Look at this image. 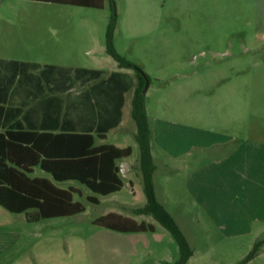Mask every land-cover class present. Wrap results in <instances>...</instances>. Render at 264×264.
<instances>
[{"label":"rangeland","instance_id":"1","mask_svg":"<svg viewBox=\"0 0 264 264\" xmlns=\"http://www.w3.org/2000/svg\"><path fill=\"white\" fill-rule=\"evenodd\" d=\"M116 2V49L141 65L151 78L148 109L152 126L158 129L160 146L156 149H164L155 186L194 250L187 264H236L263 240L264 225L256 218L264 216V168H215L214 202L210 210H204L185 192L187 177L176 174L177 168H192L191 157L177 155L191 149L192 142L204 144L232 136L228 146L210 149V158L227 153L243 140V157L249 165L258 163L253 161L259 159L253 149L264 147V0ZM111 14L110 0H105L102 9L0 0V57L99 67L110 72L118 68L106 51ZM129 118L132 115L126 121ZM160 119L167 130H159ZM103 142L131 145L135 151L127 163L140 160L138 142L130 132L112 131L107 140H96V144ZM121 166L125 167V162ZM32 176L48 177L62 188L73 185L81 189L75 200L81 201L86 211L49 221L61 232L95 231L100 227L94 223L96 218L110 210L119 211L113 199L129 200L133 207L146 202L142 178L136 179L137 197L132 199L124 168L126 187L113 198H102L78 181L57 182L40 167ZM89 195L101 203L90 201ZM146 217L157 224L165 240L156 244L147 232L152 251L146 249L145 241L138 244L139 252L128 264L177 260L180 251L173 235L152 215ZM227 225L230 231L222 228ZM122 243L117 245L129 246ZM260 251L248 264H264V248ZM125 261L121 255L119 263Z\"/></svg>","mask_w":264,"mask_h":264},{"label":"trees","instance_id":"2","mask_svg":"<svg viewBox=\"0 0 264 264\" xmlns=\"http://www.w3.org/2000/svg\"><path fill=\"white\" fill-rule=\"evenodd\" d=\"M31 1L96 9L104 8L105 3V0ZM110 3L112 14L106 33V51L120 68L132 69L138 78L132 116L138 128L136 140L141 152L140 166L147 202L134 208L133 213L152 215L177 241L178 259L165 264H187L193 255L192 246L174 216L159 201L155 188L157 166L151 150L152 129L146 103L151 78L141 65L117 51L115 31L119 14L116 0H110ZM27 74L30 77H26ZM102 75L100 69L0 58V205L12 213H25L29 222L69 217L86 210L81 201H75L74 194L78 191L74 188L58 187L46 177H31L36 166L50 173L55 181L76 180L97 194L108 195L122 189L124 183L117 160L130 156L133 148L108 143L96 145L95 141L97 137L106 138L107 132L120 122L123 93L134 86V80L130 74L120 71L113 72L108 78ZM93 79L98 81L80 94L70 92L74 81L87 83ZM22 83L45 84L50 92L35 105V110L43 108L49 116L39 127L25 125L26 114L31 112V108H25L30 103H15ZM64 92H68L65 97L60 95ZM88 199L97 202L96 197ZM94 223L124 233L155 231L151 223H138L116 213L101 216ZM263 243L264 240L257 241L248 255L236 264L251 261Z\"/></svg>","mask_w":264,"mask_h":264},{"label":"crops","instance_id":"3","mask_svg":"<svg viewBox=\"0 0 264 264\" xmlns=\"http://www.w3.org/2000/svg\"><path fill=\"white\" fill-rule=\"evenodd\" d=\"M62 5H66V4H62ZM71 6H75V5H71ZM77 7H82V6H77ZM3 59L30 61V60H21V59H13V58H3ZM32 62H37V61H32ZM44 64H55V63H44ZM62 66H66V65H62ZM68 67H84L90 69L103 70L102 68L99 67H90V66L68 65ZM119 71L130 74L133 77L134 86L123 93L124 103L121 108V120L118 123V125L112 127L107 132L106 138L101 139L97 137L96 140L97 139L103 141L107 140L109 134L112 131H118V130H120L121 132H130L136 138V133L138 131V128L133 116L132 118H129L126 121L127 117H130L132 115L133 97L138 84V78L136 73L132 69L120 68L118 65L117 69H114L110 72H106L105 70H103L102 77L108 78L113 72H119ZM34 73H38V72L35 71ZM26 77H30V74H27ZM97 81L98 79H93L85 83V81L76 80L74 81L73 87L70 89V92L74 95L80 94L85 89L95 84ZM77 87H79V89H77ZM149 88L147 90V94ZM41 93L42 95H40ZM67 94L68 92H64L61 93L60 95L65 97L67 96ZM147 94H146V103H147ZM49 95L50 92L48 91V88L45 84L43 85L39 83L37 85H29L27 83L20 84L15 103L18 105L20 104L25 105L28 102L30 103V105L25 108V109L31 108L30 114H26L25 117L27 121L25 125L27 127H32V128L39 127L40 125L45 124V122L48 121L49 118L48 113L44 112V110H42L43 108L35 110V105L40 99L44 97H48ZM147 112L152 129L151 150H152L153 159L157 166L156 169L157 171L159 168V160L161 161L163 157L164 149H160L158 147L156 149V145L160 146V139L158 137L157 127L152 126V120L148 109V103H147ZM158 123H159L158 127L160 131L163 128L164 130H167L166 124H164V120L162 121L160 119ZM211 140L212 141H209L208 143H204V144H200L197 141L192 142L191 149L183 151L179 155H177V157L182 155H190L191 157L192 168H177L176 174L187 177L186 180L188 179V181H187V185L185 184V192H187L189 197L192 199L193 204L197 208L201 207L204 210H210L211 204L214 202L215 195L212 186L216 181L214 177L215 168H264L263 146L261 145H259L258 147L255 146V148L253 149L255 157H259V159L253 160V161H258L256 166H254L252 165V163L249 165L247 159L243 157L245 156L243 155L244 154L243 147L245 145V142L243 140L237 143L236 146H234L232 149L227 150L226 151L227 153H222V155L215 154L214 157L210 158V152L213 149L216 150L217 147L228 146L227 144L228 143L230 144L231 141H233L232 136H229V138L223 140H217V139H211ZM102 144H107V143L103 142L96 145H102ZM108 144H114L115 146L120 148L131 146V145H124L122 143L119 144L108 143ZM131 147L133 148V153L128 157L118 159L117 164L120 166L122 179H123V168H124V172L127 174L129 180L128 185L132 193V199H135L137 197V186H138L136 179L142 178L143 180V175L141 171L140 160H137L135 163H127L128 159L134 154L135 151L134 147L133 146ZM140 156H141V152H140ZM122 162H125V167L121 166ZM37 167L40 166L34 167L33 172L30 173L31 177H40V176H32V174L35 171V168ZM63 182H67V181H63ZM154 182H155V174H154ZM123 183L124 185L122 189L117 192L108 195H101L97 193L94 194L99 195L102 198L116 197L125 189L126 182L124 181V179H123ZM69 188H74L75 190L78 191L76 193H79L81 195V189L79 187L71 185ZM69 188H64V189H69ZM75 194H74V199H75ZM90 196L95 197L94 195H89V197ZM96 198L99 201V203H101V200L98 197ZM75 201H79V200H75ZM112 201L119 208V211L110 210L101 216H105L110 213H116L124 217L133 219L138 223L141 222L151 223L155 226V231L151 232V237L153 238L155 243L161 244L165 240L166 236L164 233L160 234L158 232L157 224H155L152 220H150L151 218L146 217L151 215L133 213V209L138 207H133V203H131V201L129 200L116 198L113 199ZM159 201L167 208L166 204L163 201H161V199H159ZM146 202H147V197H146ZM146 202L144 203V205L146 204ZM167 210L174 216L177 223L179 224L176 216L168 208ZM52 219L53 218L43 219L33 224L27 220L25 213H12L9 210H7L5 207L0 205V264H104L103 260L106 261V264H120L119 261L121 255H123L124 259L126 260L123 264H128L131 261V256H134L135 254H137V252H139V247H137L138 244L145 241L147 243L146 249H148V251L150 252L152 251V247H153L152 242L150 240V237H148L147 232L124 233L101 226L89 234H81L78 232H70V231L61 232L57 230L56 228L57 225L55 227L50 225L49 221H51ZM223 220L225 221L226 219L223 218ZM256 221L264 225V216L256 218ZM239 222L240 221L237 222L235 221L234 223H239ZM234 226L240 227V224H234ZM222 228H224L225 231L229 230L228 225L222 226ZM220 233L226 236L225 232L221 231ZM262 235L263 233H260L261 238ZM260 237L258 236V238ZM263 240H264V236H263ZM121 242H125L122 244H126V245L129 244V246L127 248L126 247L121 248L117 245ZM262 248H264V243L261 246V249ZM193 256H194V250H193V255L191 256L189 261L193 258ZM113 261H115V263ZM161 261L163 264H165L166 262L171 263V261L168 260H161Z\"/></svg>","mask_w":264,"mask_h":264},{"label":"water","instance_id":"4","mask_svg":"<svg viewBox=\"0 0 264 264\" xmlns=\"http://www.w3.org/2000/svg\"><path fill=\"white\" fill-rule=\"evenodd\" d=\"M147 88H148V82H147V85L145 86L144 90L146 91V90H147Z\"/></svg>","mask_w":264,"mask_h":264}]
</instances>
